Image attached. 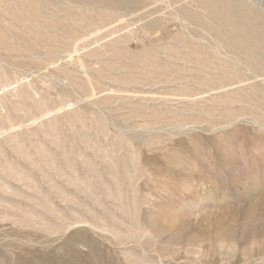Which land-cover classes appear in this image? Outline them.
I'll return each mask as SVG.
<instances>
[{"label": "rangeland", "instance_id": "374dc122", "mask_svg": "<svg viewBox=\"0 0 264 264\" xmlns=\"http://www.w3.org/2000/svg\"><path fill=\"white\" fill-rule=\"evenodd\" d=\"M0 264H264V0H0Z\"/></svg>", "mask_w": 264, "mask_h": 264}]
</instances>
